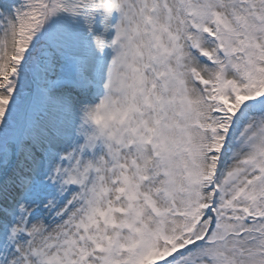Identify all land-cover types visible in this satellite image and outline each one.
Here are the masks:
<instances>
[{
    "label": "snow or ice",
    "instance_id": "6c2138e0",
    "mask_svg": "<svg viewBox=\"0 0 264 264\" xmlns=\"http://www.w3.org/2000/svg\"><path fill=\"white\" fill-rule=\"evenodd\" d=\"M0 264H264V0H0Z\"/></svg>",
    "mask_w": 264,
    "mask_h": 264
}]
</instances>
